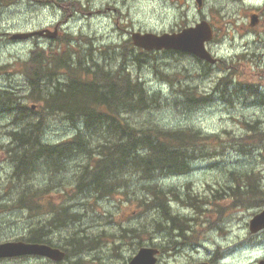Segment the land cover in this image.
I'll use <instances>...</instances> for the list:
<instances>
[{"label":"rangeland","instance_id":"1","mask_svg":"<svg viewBox=\"0 0 264 264\" xmlns=\"http://www.w3.org/2000/svg\"><path fill=\"white\" fill-rule=\"evenodd\" d=\"M30 4L25 0H0V96L7 97L6 101L0 97V108L6 102L41 105L26 95L31 86L25 65L30 66L31 61L25 60L28 54L31 56L33 42L17 44L10 40V33L27 32L37 26L54 27L59 23V50L53 44L34 51L41 49L48 57L70 55L76 48L79 51L74 53L68 76L58 67L42 73L52 83L49 85L47 81L45 91L51 93L53 88L66 84L77 68L96 70L99 66L115 72L123 66L133 79L142 80L149 90L147 95L156 97L157 101L150 109L143 107L142 111L127 113L131 124L139 127L157 124L167 131L193 130L200 132V139L207 135L220 137L219 141L206 145V157L191 165L189 177L179 179L159 173L158 183L147 182L131 169L123 174L127 185L121 193L127 195L110 198L81 192L73 195V204L86 203L77 209L84 215L82 222L49 234L59 244L68 243L67 238L79 233L102 238L93 243L95 247L91 251L71 256L64 264H76L77 260L81 264H127L137 252L138 239L130 242L122 238L123 230H135L153 247L165 243L163 248L169 251H161L163 259L159 264H191L205 258L207 263L215 260L214 255L216 261L227 256L218 264H258L263 260L264 230L252 232L251 222L264 210V201L249 193L245 174H254L253 182L264 191V149L261 153L259 148L260 144L264 146V98L226 93L231 97L224 102L217 85L225 91L228 81L222 80L227 76L225 65L232 69V77L237 75L227 84L229 92L240 89V83L245 85L243 93H247L246 86L264 89V13L259 12L262 19L256 26L250 25V14L258 12L264 0H204L202 7L196 0H59L56 7L48 8ZM99 9L105 17L97 18ZM71 11L75 17L70 15ZM202 20H208L215 31L210 47L222 60L215 69L193 56L179 53L160 51L149 56L132 42V32H179ZM74 40L81 44L75 47L71 43ZM50 62L47 65L54 66ZM233 84L237 86L235 89ZM40 110L37 107L34 113ZM15 119L11 112H0V242L29 236L36 220L41 219L39 212L31 217L29 211L17 210L12 203L19 184L10 177L12 165L7 160L6 149L11 131L18 126ZM45 123L48 128L45 138L51 145L77 134L64 120L52 118ZM80 163L72 165L79 169ZM73 170L54 177L51 192L61 183L73 194L77 174H72ZM47 178L49 175L41 170L35 176V188L45 189ZM152 183L157 185L159 194L162 192L160 195L178 194L177 198L168 197L172 207L169 214L145 213L141 207L144 185ZM62 192L63 187L59 186V200ZM10 209L11 212H5ZM166 215L178 218L173 223ZM180 218L189 223H182ZM176 228L185 231L178 233ZM180 242L183 243L180 249L170 251ZM116 245L119 247L115 248ZM0 264H49V261L23 258Z\"/></svg>","mask_w":264,"mask_h":264},{"label":"trees","instance_id":"2","mask_svg":"<svg viewBox=\"0 0 264 264\" xmlns=\"http://www.w3.org/2000/svg\"><path fill=\"white\" fill-rule=\"evenodd\" d=\"M54 57L36 55L27 72L31 97L43 102V114L47 115L31 116V108L22 102L8 107L17 119L21 118L15 122L17 128L10 133L11 179L19 184L12 203L17 210L29 211L31 217L40 213L41 219L36 220L27 241L48 244L53 243V240L47 234L70 229L76 222H82L84 217L77 209L78 205L84 206L86 203L67 206L64 201L59 206V203L54 202L52 194L59 190V186L51 193L50 184L54 177H59V173L74 169L72 174L77 173L74 186L76 193L104 198L124 189L127 181L123 174L131 169L147 182L155 181L159 173L189 176L192 173L191 165L206 157V145L220 140L219 136L214 135L200 139V132L193 130L167 131L157 124L148 127L131 124L127 113L142 111L143 107L150 109V105L157 104V101L156 97L147 95L149 90L144 83L133 79L123 66L115 72L105 71L99 66L96 70L89 68L82 71L77 68L76 72L73 70L74 74L71 72L66 84L53 88V92L49 93L44 90L48 80L42 73L58 67L68 76L74 62L69 55L58 60ZM52 60L57 61L56 66L49 67L47 61L53 63ZM225 79L228 81L224 85L225 91L221 89L223 97L220 94L224 102L231 97L226 93L242 95L243 98L249 94L259 96V88L254 86H246L249 90L247 93L241 92L245 89L243 84L240 89L229 92L230 85L227 84L232 78ZM48 84L52 85L51 81ZM217 87L222 86L218 83ZM0 97L2 100L7 98ZM56 117L75 128L77 134L58 145H51L45 138L48 132L45 120ZM249 127L255 129L252 125ZM259 148L262 153L264 146L260 144ZM78 163L79 169L72 165ZM41 170L49 175L46 179L48 185L38 190L34 179ZM254 179V174H245L249 193L264 201V191L253 182ZM156 186L152 183L145 188L147 198L143 204L148 211L159 207L169 214L166 195H160L162 192L159 194ZM40 192L43 195H39ZM56 194L59 195V192ZM127 232L123 233L122 238L132 241ZM130 232L139 237L135 230ZM99 236L79 233L74 238H68L66 247L68 250L92 249L91 243H97L102 238ZM85 240H89L90 245Z\"/></svg>","mask_w":264,"mask_h":264},{"label":"water","instance_id":"3","mask_svg":"<svg viewBox=\"0 0 264 264\" xmlns=\"http://www.w3.org/2000/svg\"><path fill=\"white\" fill-rule=\"evenodd\" d=\"M201 3V0H198ZM134 43L147 50L153 49H176L185 52L193 53L201 58L208 59L211 62L214 60L205 49V42L212 39V30L207 22H202L196 28L187 29L180 34H165L158 36L155 34H134ZM264 228V211L258 214L251 222V230L256 232ZM43 255L49 256L57 261L61 260L64 253L59 250L51 249L45 245H28L24 243H6L0 244V258L12 257L19 255ZM154 254V251H153ZM151 251L141 250L131 264H149ZM148 258V259H147ZM155 261L151 260V264ZM260 264H264V261Z\"/></svg>","mask_w":264,"mask_h":264},{"label":"bare ground","instance_id":"4","mask_svg":"<svg viewBox=\"0 0 264 264\" xmlns=\"http://www.w3.org/2000/svg\"><path fill=\"white\" fill-rule=\"evenodd\" d=\"M100 10V9H99ZM103 17H105V14H104V12L103 11H99V17H97V18H103ZM23 34H26L27 32H22ZM164 195V194H163Z\"/></svg>","mask_w":264,"mask_h":264},{"label":"flooded vegetation","instance_id":"5","mask_svg":"<svg viewBox=\"0 0 264 264\" xmlns=\"http://www.w3.org/2000/svg\"><path fill=\"white\" fill-rule=\"evenodd\" d=\"M102 11V10H101ZM68 259V258H67Z\"/></svg>","mask_w":264,"mask_h":264}]
</instances>
